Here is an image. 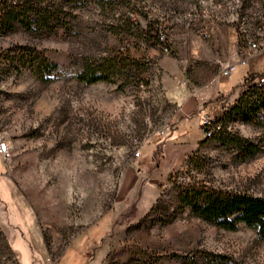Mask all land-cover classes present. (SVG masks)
<instances>
[{
	"label": "rangeland",
	"instance_id": "obj_1",
	"mask_svg": "<svg viewBox=\"0 0 264 264\" xmlns=\"http://www.w3.org/2000/svg\"><path fill=\"white\" fill-rule=\"evenodd\" d=\"M44 1L64 25L49 32L16 23L0 34V69H7L0 72V139L10 147L9 158L0 154V264H264V239L253 228L217 227L179 201L191 182L264 195V112L250 122L224 117L228 139L244 147L203 137L187 156L198 155L197 167L186 158L169 175L164 164L151 174L141 171L145 148L132 157L133 138L168 118L161 63L191 49L201 54L207 38L199 24L216 2L215 14L237 26L240 41L264 18V0ZM253 37L264 45V33ZM18 47L26 59H47L44 79L30 63L19 74L8 66ZM99 61L116 65V83L77 79L85 63ZM195 66L171 77L197 84L205 69ZM248 70L264 72V46L231 71L235 95ZM235 100L222 104L229 109ZM196 108L176 125L194 140L201 138ZM247 143L257 149L245 157Z\"/></svg>",
	"mask_w": 264,
	"mask_h": 264
},
{
	"label": "trees",
	"instance_id": "obj_2",
	"mask_svg": "<svg viewBox=\"0 0 264 264\" xmlns=\"http://www.w3.org/2000/svg\"><path fill=\"white\" fill-rule=\"evenodd\" d=\"M16 23L27 30L50 32L56 27L64 25L65 18L61 17L59 13L52 12L44 0H0V34L3 35L14 29ZM18 49V55L15 53V57L9 60L8 66L19 74L30 63L35 74L44 79L45 71L42 69L45 70L49 66L47 59L37 56L26 59L23 47H18ZM5 58L7 59V57ZM33 61H35L34 64L31 63ZM105 62L85 63L84 69L78 74L77 79L87 85L99 81L116 83L117 79H114L116 65L111 61ZM2 70L7 69L1 68L0 72ZM257 77V73L247 74L240 96L229 109L223 105V116L213 118L212 135H206V138H215L225 146L233 143L238 144L239 149L244 147V142L241 139H228L220 121L224 117L237 114L243 120L250 122L260 112H264V83H258ZM256 149L254 144L247 143V151L243 155L250 156ZM198 160V155L194 153L187 158L186 165L197 167ZM179 201L183 206L190 207L195 216L217 227L236 230L238 224L243 223L247 227L253 228L259 238L264 239V195L256 196L247 192L197 187L194 182H191L187 183L186 188L180 192Z\"/></svg>",
	"mask_w": 264,
	"mask_h": 264
},
{
	"label": "crops",
	"instance_id": "obj_3",
	"mask_svg": "<svg viewBox=\"0 0 264 264\" xmlns=\"http://www.w3.org/2000/svg\"><path fill=\"white\" fill-rule=\"evenodd\" d=\"M220 5L221 3L216 2L215 12L206 11L201 18L199 28L207 40L202 46L200 55L197 54V49H191L190 55L181 58L180 61L175 58L161 63L163 74L160 79L161 85H159L164 93L163 102L167 105L163 108L164 112L173 122L172 130L162 140L153 136L154 138L152 137L143 147L146 150L139 158L141 171L151 168V174H153L156 172V167L164 164L168 167L169 175L176 168L175 165L185 162L187 156L196 151L199 142L204 139L200 132L201 138L194 140L195 135L183 126L176 132L179 121L184 119L195 105H200L202 112L210 117L221 116L222 103L238 97V94L235 95L230 89L228 79H223L219 75L220 69L237 60V26L229 22L227 16L215 14L220 11L218 9ZM193 63L195 67L202 65L205 69L202 79L197 84L192 81L181 84L171 77L181 74L182 70ZM248 72L255 73L254 70H248ZM174 117L176 120H173ZM157 154L161 156H158V160L154 162Z\"/></svg>",
	"mask_w": 264,
	"mask_h": 264
},
{
	"label": "built area",
	"instance_id": "obj_4",
	"mask_svg": "<svg viewBox=\"0 0 264 264\" xmlns=\"http://www.w3.org/2000/svg\"><path fill=\"white\" fill-rule=\"evenodd\" d=\"M238 32V30H237ZM252 33H264V18L261 19L260 22L255 24L252 28ZM131 43H127L123 48H130ZM236 45H237V60L234 63H230L223 67L220 71V75L223 76L225 79H228V77L231 74V71L234 69L236 64L240 65H246L249 58L261 50V45L253 44L251 41V35L247 34L244 37L241 38L239 41L238 38L236 39ZM264 78V73L258 74V77L256 78V81L258 83H262ZM195 114L199 115L200 117V130L205 137L206 135H212V131L214 129V123L213 118L209 115L202 114V110L196 108L194 110ZM218 127V126H217ZM172 130V122L170 118H166L162 121L160 126L156 130H143L140 132L139 135L133 138L132 140V146L134 149V152L132 154L133 161L138 159L140 157V150L148 144L149 140L153 136H159V138H164L167 134H169ZM0 154L3 158L7 159L10 157V147L7 141H4L0 139Z\"/></svg>",
	"mask_w": 264,
	"mask_h": 264
},
{
	"label": "bare ground",
	"instance_id": "obj_5",
	"mask_svg": "<svg viewBox=\"0 0 264 264\" xmlns=\"http://www.w3.org/2000/svg\"><path fill=\"white\" fill-rule=\"evenodd\" d=\"M254 39V37L252 38V33H251V41L253 42V44H258V45H261V43H259L260 42V40H257V41H255V40H253ZM259 41V42H258ZM264 45H261V50H262V47H263ZM262 83H264V78H263V81H262Z\"/></svg>",
	"mask_w": 264,
	"mask_h": 264
}]
</instances>
